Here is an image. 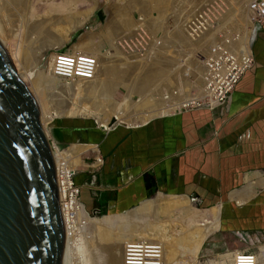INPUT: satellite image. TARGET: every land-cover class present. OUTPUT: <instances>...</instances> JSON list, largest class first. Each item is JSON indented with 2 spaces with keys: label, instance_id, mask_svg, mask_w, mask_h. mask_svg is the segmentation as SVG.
I'll return each mask as SVG.
<instances>
[{
  "label": "bare ground",
  "instance_id": "obj_1",
  "mask_svg": "<svg viewBox=\"0 0 264 264\" xmlns=\"http://www.w3.org/2000/svg\"><path fill=\"white\" fill-rule=\"evenodd\" d=\"M117 1L120 4L123 2L122 5L116 4ZM117 1L112 4L113 14L111 18V23L116 29L130 26L133 20H130L128 16L133 9L141 10L147 16H151L156 11L161 20H163L167 15L178 17L177 13L182 7V3L179 0ZM181 1L184 2V0ZM232 1H235L234 4L236 3L233 8L235 12L233 11L234 14L231 13L227 16L228 28L230 30H239L241 26H244L241 34L246 36L248 34L246 27L249 25L250 17L248 13L245 14L241 11L249 0ZM30 2L29 0H0V34L11 47L18 67L21 65L25 70L19 69L24 79L26 77L30 79V85L37 94V90L45 94V91L48 92L51 86L55 88V83L61 81V78L55 76L53 72L56 60L55 55H50L44 61L43 48L48 45H50L49 47H54L57 44L63 45L68 40L62 32L52 31L54 29L53 27L51 29V26L55 16L48 18L35 16L33 9L29 8ZM68 5V2L61 5H53L49 13L58 14L60 15L59 19H64L63 13ZM82 15L84 14L82 13ZM79 16V14L74 13L68 14L65 16V20L76 21ZM174 24L175 27L173 29H166L163 39L161 38L162 42L155 46L156 50L145 57L143 56L144 58L136 55L132 57L135 59L134 61H128L127 57H124L117 63H110L105 59L104 55L101 57L96 55L99 63L94 78L89 80L82 78L72 81L64 80L66 82L61 84V88L59 87L62 90L73 91L75 94L77 92V95H89L96 90H100L103 93H114L119 86H124L130 92V96L126 99V103L129 102V106L121 107L118 106V103L109 104V107L106 106V113L108 112L106 114L99 111L96 106L84 105L85 102L81 105L79 103H65L60 100L57 102V99L54 101L53 99L55 98H50L51 95L49 94L50 97L48 99H52L50 102L47 99L49 95H44L46 97L43 99L38 95L43 104V110L51 109L47 114L44 112L48 134L50 135V127H53L56 119L77 117L80 114L81 117L97 115V122L100 128L110 130L117 124L126 126L139 125V122L144 123L152 117L175 112L178 108L203 98L202 76L205 64L204 66L199 64L196 66L197 57L196 55L191 56V54H194L193 52L206 54L207 47L215 42L216 37L210 33L198 41H192L180 27H177L179 24L178 20ZM113 34L109 32L108 35L106 34V38L109 39ZM90 40V38L80 39L74 44L72 52L83 51L96 54L93 43ZM180 54L181 56L184 54L185 57H182L185 61L187 58H190L189 61L194 60L189 67L190 69L191 67L194 68L199 73V77L196 80L197 84H199L197 93L192 94L187 91V93H180L172 98L170 95L168 101H163L161 97L157 98L156 96L148 100L146 92L152 86L160 88L161 85L157 84L158 81L164 79L163 82L166 80L169 83L167 78L173 70L171 65L172 63L177 64V59L181 57ZM139 57L142 58L137 59ZM132 77V82H128ZM164 89L167 90L165 87L159 89V95ZM136 91L141 94L137 101L132 98L133 93ZM137 102L140 104V109H135L137 104L133 105ZM126 107L134 108L131 111H127V113H121ZM107 109H111V111H107ZM106 116L110 117V121L106 120ZM113 119L115 122L111 125ZM69 151H61L59 149L54 152L55 163L63 171H59L57 182H59L60 205L66 229L65 257L67 264H69L70 257L72 258L75 255L79 264H93L91 259L97 254L100 255L97 250L105 251V264H126L124 258L125 248L128 243L137 240L148 241L157 245L160 248V252L162 250L160 255H150L148 264H200L197 257L200 255L206 239L218 229L222 209L221 204L218 209L199 210L192 203V201H197L196 199H190L188 196L175 197L160 194L155 199L144 201L141 205L131 209L130 212L114 214V216L92 217L84 204L83 206L74 199L68 201L65 199L69 196L68 189L71 184L69 175L72 171H76L81 162L79 158L80 152L75 151L72 153ZM63 160L68 167H65L64 170L61 163ZM67 161H69V165ZM96 163L100 164L99 161ZM210 211L213 216L212 220L206 222L207 216H211ZM73 212L74 215L72 216ZM176 212H179L176 214V218H171ZM160 215H164L165 218L159 217ZM151 217L153 218L151 219ZM201 219H203L202 222L204 224L199 223ZM81 222L88 226L87 237L85 238L83 237L84 235L82 236L78 233L80 230L78 224L80 225ZM168 227L170 230H168ZM150 230L154 232L149 233ZM135 237H138V239ZM242 250L245 249H240L239 251ZM261 251L264 252V249H261ZM90 252L95 255H91ZM256 252L259 253L258 251ZM236 254L224 256L222 264H234ZM98 255L97 257H99ZM185 255H191L193 258L187 260L184 258ZM90 256L91 259L89 260ZM95 258L94 260H97ZM93 262L96 264L95 261ZM260 264H264V262Z\"/></svg>",
  "mask_w": 264,
  "mask_h": 264
},
{
  "label": "crops",
  "instance_id": "obj_2",
  "mask_svg": "<svg viewBox=\"0 0 264 264\" xmlns=\"http://www.w3.org/2000/svg\"><path fill=\"white\" fill-rule=\"evenodd\" d=\"M252 50L254 66L223 106L172 112L110 130L86 118L57 120L52 138L58 144L79 141L68 149L76 146L80 164H86L82 152L99 147L93 164L75 177L86 208L134 207L157 190L201 203L221 197L224 221L246 237H264V24L254 34ZM99 157L100 166L94 164Z\"/></svg>",
  "mask_w": 264,
  "mask_h": 264
},
{
  "label": "water",
  "instance_id": "obj_3",
  "mask_svg": "<svg viewBox=\"0 0 264 264\" xmlns=\"http://www.w3.org/2000/svg\"><path fill=\"white\" fill-rule=\"evenodd\" d=\"M54 152L41 99L0 34V264H67Z\"/></svg>",
  "mask_w": 264,
  "mask_h": 264
},
{
  "label": "built area",
  "instance_id": "obj_4",
  "mask_svg": "<svg viewBox=\"0 0 264 264\" xmlns=\"http://www.w3.org/2000/svg\"><path fill=\"white\" fill-rule=\"evenodd\" d=\"M179 2L182 3V7L177 13L178 17L168 16L161 22L157 21L161 18L156 11L151 15L152 20L139 11L135 12L133 28L120 34L109 50L115 53L119 51L127 57L147 56L156 50L155 46L162 42L164 31L159 28L160 24L164 23L165 29L169 30L175 27L174 23L177 20L179 22L177 27H180L192 41H198L211 33L216 38L205 54V68L202 76L204 97L178 108L175 112L223 106L229 101L244 74L254 66L255 57L252 42L256 30L264 24V0H250L246 7L247 11H241L245 14L248 13L250 17L249 25L246 27L248 30L246 36L241 34L244 26L237 29L238 31L228 28L227 16L231 12L227 8L226 0H188L186 2L179 0ZM221 34L222 36H220ZM114 46L115 48H113ZM53 54L56 57L53 72L61 80L72 81L80 78L89 80L94 78L97 72L99 63L97 54L83 51L72 52V50L67 51L58 47L55 48ZM185 77V86L179 81L168 90L164 89L160 92L163 101H168L170 95L172 98L174 95L183 93L182 89L189 90L192 94L197 93V90L190 86L189 77L187 75ZM96 161L103 164L102 157L97 158ZM61 163L64 170L67 165L64 160ZM67 163L69 165V161ZM60 170L63 172L56 165L57 181ZM77 174L78 170L72 171L69 175L71 184L68 189L69 196L65 199L66 201L74 199L83 205L81 186L75 181ZM57 183L59 187V182ZM99 212L100 210L89 211L90 214H100ZM161 252L157 245L137 240L127 244L124 258L126 264H148L150 255H160ZM234 264H260V257L252 251L242 250L235 255Z\"/></svg>",
  "mask_w": 264,
  "mask_h": 264
},
{
  "label": "rangeland",
  "instance_id": "obj_5",
  "mask_svg": "<svg viewBox=\"0 0 264 264\" xmlns=\"http://www.w3.org/2000/svg\"><path fill=\"white\" fill-rule=\"evenodd\" d=\"M29 1H31L29 3V8L33 9V14L35 16H39V18H42V17L48 18V17H54L55 16L54 21H52L53 22L52 26L50 25L51 29H52V27L54 29L52 31L53 32H62L64 37L67 38V40H68L67 43H64L63 45L57 44L54 47L53 46L49 47L50 45H48L47 47H44L43 48L44 54H45L44 61L47 58H49L50 55H52L54 53V50L57 47L61 48L63 50H67V51H69V50L73 51L74 44L83 38H90L91 39L90 41L93 43V47L96 51L97 56L100 55V57H101L104 55L105 59L107 61H109L110 63L111 62L117 63L120 60H122V58L124 59V57H127L124 54L120 53L119 51H116V53H115L109 49L112 47V43H114V40L120 34L126 33L130 29L133 28L134 22H135L133 19V14H135V12H137L138 9H133L129 12L128 17L130 20H133V21H131V24L129 27H126L127 29L126 28L116 29L115 27H113V25L111 23V18H112V14H113L112 13V4H115V2L117 0H29ZM186 1H188V0H184V2H186ZM66 2H68L69 5H68L66 11L63 13L64 19H59L60 15H58V14H50L49 13L50 8L53 5H61V4H64ZM118 2L119 1H117L116 4L119 5L120 3H118ZM234 2L232 0H226L227 8H229V11L231 13H233V11H234L233 8H234V5L236 4V3L234 4ZM122 3L123 2H121L120 5H122ZM246 7H247V4H245L244 8H242V10L245 12L247 11ZM140 11L141 10H139V12ZM98 12L102 13V17L98 16ZM73 13L80 15L78 17L79 21H78V18L76 19V21H74V20L73 21L72 20L66 21L65 16L68 14H73ZM82 13L85 16L82 15ZM140 13L142 15H145L146 17H149V18L151 17L149 15L147 16V14L143 11H141ZM127 15H128V13H127ZM171 16H173V15H171ZM165 17H164V19H165ZM167 17H168V15H167ZM150 20H152V17ZM163 20L158 19L157 21L161 22ZM159 28L163 29V31L165 33L166 29H165L164 23H163V27H162V24H160ZM107 31H109L111 34H113V31L115 33L113 34L112 37H110L108 39V38H106V36L109 33ZM220 36H222V34ZM211 45H212V43H211ZM209 47H210V44L206 50H208ZM113 48H115V46ZM193 53L194 54H191V56L196 55V57H197V65L196 66H198V64L204 66L206 55L202 54L200 52L199 53L193 52ZM180 56H181V54H180ZM182 56L185 57L186 53H185V56H184V54H182ZM182 56L177 59V64L179 63V65H177L176 63H174V64L172 63V65H171L172 66L171 68H173V70L169 73V76L167 78L169 83H167L166 80H165V82H163L164 79H162L161 81H158L157 84L161 85L160 88L165 87L168 90V88H170L173 85H176L179 81H181L183 86H185L184 85L186 82L185 75H187L191 81V82L189 81V83H191L190 86H193V88H195L198 91L199 84H197L196 80H197V77H199V73L197 72V70H194V68L191 67V69H190V67H189V66H191L190 64L193 63L194 60L189 61L190 58H187V60H186L187 62H186ZM142 57H139L137 59H141ZM127 60L128 61H130V60L134 61L135 59L132 57H130V58L127 57ZM175 65H177V66L174 68ZM19 69H21L22 71H25L21 65L19 66ZM25 79L29 84H31L30 79L28 77H26ZM132 80H133V77L131 79H129L128 82H132ZM64 82H66V81L61 80V81L55 83V88H54V86H51L49 89L50 93H49V91L48 92L45 91L46 93L44 94L43 92H40V90H37L38 95L41 96L40 97L41 99H43L44 97H46L47 95L50 94L51 97L49 95V96H47V99L49 97L55 98L53 100L55 101L57 99V102L60 100L62 102L64 101L65 103H69V102L70 103H76V104L79 103L80 105L84 104V102H85L84 105L96 106L97 109H99V111H101L103 113H106V108L110 106L109 104L118 103V106H121V107L125 106V105L129 106L128 105L129 102L126 103V99H127V97L130 96L129 95L130 92L124 86H119L117 91L114 93H103L100 90H96L95 92L93 91L89 95L88 94H82V95L78 94L77 95V92L75 94V92H73V91H69V90L66 91V90L60 89L61 84ZM153 87L154 86H152L150 88V90L146 92L148 100L154 96H156L157 98L161 97V94L159 95V93H158L160 88L158 86L154 87V88ZM182 91H183V93L184 92L187 93V91H188V93H190L189 90H183L182 89ZM44 95H46V96H44ZM140 95L141 94H139V92H137V91L134 92L132 95L133 100L137 101L141 97ZM48 100L51 102L52 99H48ZM133 105H136L135 109H140V104L138 102L134 103ZM133 108L134 107H126L121 113H127V111H131ZM50 110L46 109L44 112L47 114L50 112ZM93 110L95 111V109H93ZM107 111H111V109H107ZM82 115H85V114H82ZM84 118L91 120V122H93L95 125L99 126V124L97 122V120H98L97 115L82 116L81 117V114H80L77 117L61 118V119H56V121L57 120H69L70 119V120H73L75 122H79L80 120H83ZM106 120L110 121V117L106 116ZM56 121L54 122V125H55ZM54 125H53V127H50V137L52 139V142H53V145L55 148V152H57V150H59V149L61 151H69L70 150L69 152H72V153L75 152L74 149L76 146L73 148H70V149H68V148L71 146V144L77 143L79 141L73 140L72 142L67 143V144H58L57 142H55L54 138H52L53 137L52 129L54 128ZM123 126H125V125H123ZM125 127H127V126H125ZM98 151H99V147L97 150H94V151L88 150V151L82 152L81 158L85 161L86 164L78 165L76 170H78V172H79L80 170H84L86 168L89 169V167H85V166H89V164H93L95 156L98 155L97 154ZM96 162L94 164L98 165ZM100 165L101 164H99L98 166H100ZM86 172L88 173V171H86ZM159 192H162V193H159ZM160 194H165L168 196H175V197L186 196V195L175 193V192L157 190V191H154L153 193H151V195L149 197L142 199L134 207L123 206V207H118L117 209H114V210H108V209L104 208L103 212H101V211L99 212L100 214H90V215L92 217H102L104 215L105 216H107V215L114 216V214L127 213V211L130 212L131 209L141 205L145 199H147V200L155 199ZM188 197L190 199L194 198L190 195H188ZM224 197L227 198V196H224ZM197 201H194V202L192 201V203L199 210H203V209L214 210V209H218L220 204L222 205L223 198L219 197V198H215V199L204 200L203 203L197 202ZM89 211H91V210H89ZM177 213H179V212L174 213L171 218H176ZM209 213L211 215L212 212L210 211ZM222 213H223V205H222V209H221L220 223H219L218 229L206 239V241H205V243L201 249L200 255L197 257V259H199L198 261H200V264H222L223 263L222 260H223L224 256H227L230 254H232V255L236 254V252L239 250H236L233 252H227V251H231L234 249H240V248H242V249H245V248L254 249L255 251L254 250H249V251H252L255 253H257L256 251H258L259 253H257V254L260 256V263L264 262V252L261 251V249H264V237H262L259 234H258V236H256V234H255V236L253 237L254 239H252L250 237H246L245 234H241L242 231H239L237 228H235V226H233V223H228L227 221H224ZM178 216H179V214H178ZM159 217L165 218L164 215H160ZM212 217H213L212 215L207 216L206 222L211 221ZM152 218L153 217H151V219ZM202 220L203 219H201L199 223L204 224V222H202ZM78 226L80 228L78 233L81 234L82 236L84 235L83 236L84 238L87 237L88 226H86L83 222H81L80 225L78 224ZM168 230H170L169 227H168ZM153 232H154L153 230L149 231V233H153ZM135 238L138 239V237H135ZM236 246H238V247L236 248ZM246 250H248V249H246ZM97 251L100 254V255L97 254L99 257H97V255H95V254H91L92 252H90V254L93 256L95 255L96 258L92 256L93 258L91 259V256H90L89 260L91 259L92 260L91 263H93V264H95L93 261H95L96 264H105V262H106L105 251H103V250H97ZM225 252H227V253H225ZM223 253H225V254H223ZM94 258L97 260H94ZM184 258L188 260V259H192L193 256L185 255ZM77 263L79 264V261L77 260L76 255L72 258L70 257L69 264H77Z\"/></svg>",
  "mask_w": 264,
  "mask_h": 264
}]
</instances>
